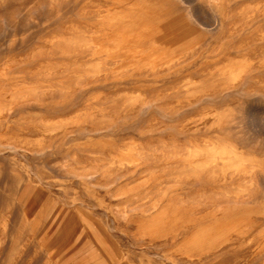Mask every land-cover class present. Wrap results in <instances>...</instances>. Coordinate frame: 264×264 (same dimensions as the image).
<instances>
[{
    "label": "rangeland",
    "instance_id": "rangeland-1",
    "mask_svg": "<svg viewBox=\"0 0 264 264\" xmlns=\"http://www.w3.org/2000/svg\"><path fill=\"white\" fill-rule=\"evenodd\" d=\"M34 191L82 264H264V0H0V264H79Z\"/></svg>",
    "mask_w": 264,
    "mask_h": 264
},
{
    "label": "crops",
    "instance_id": "crops-1",
    "mask_svg": "<svg viewBox=\"0 0 264 264\" xmlns=\"http://www.w3.org/2000/svg\"><path fill=\"white\" fill-rule=\"evenodd\" d=\"M35 195L36 191L25 199L24 209L27 210L29 221H34L35 225L38 227V234L41 236V239L44 240L48 250L53 252L54 255H61L60 257L65 256L66 260H72L74 258L80 259L79 264H82L83 260L89 257L90 254L88 252L92 251L88 249L86 240L78 239V227L71 223L69 224L70 227L76 226L77 231L75 233L69 229L62 231L61 228L68 217L65 216L62 221L58 223L57 227L53 229L51 221H54L57 217L56 215L53 216L52 212L47 209L48 203L46 196L43 195L37 203H34Z\"/></svg>",
    "mask_w": 264,
    "mask_h": 264
}]
</instances>
